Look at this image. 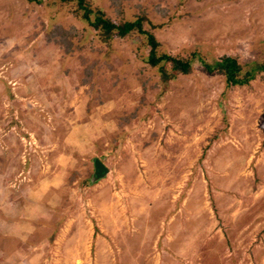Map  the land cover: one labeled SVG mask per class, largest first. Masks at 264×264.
Instances as JSON below:
<instances>
[{
	"label": "rangeland",
	"instance_id": "1",
	"mask_svg": "<svg viewBox=\"0 0 264 264\" xmlns=\"http://www.w3.org/2000/svg\"><path fill=\"white\" fill-rule=\"evenodd\" d=\"M87 1L192 69L164 81L143 33L0 0V264H264V71L226 86L202 64L264 60V0Z\"/></svg>",
	"mask_w": 264,
	"mask_h": 264
},
{
	"label": "trees",
	"instance_id": "2",
	"mask_svg": "<svg viewBox=\"0 0 264 264\" xmlns=\"http://www.w3.org/2000/svg\"><path fill=\"white\" fill-rule=\"evenodd\" d=\"M74 5L78 18L94 29L96 36L102 42H109L115 36L125 37L138 31L146 37L149 51L145 61L157 68L164 81L175 78L179 73H189L192 69L191 59L171 55L159 48L160 42L156 36L144 30L141 17L133 19H113L96 9L87 0H60ZM206 71L220 72L224 76L226 86L244 85L249 83L260 71H264V60L241 62L232 55H223L214 65L202 61Z\"/></svg>",
	"mask_w": 264,
	"mask_h": 264
},
{
	"label": "crops",
	"instance_id": "3",
	"mask_svg": "<svg viewBox=\"0 0 264 264\" xmlns=\"http://www.w3.org/2000/svg\"><path fill=\"white\" fill-rule=\"evenodd\" d=\"M68 221L69 222H71V225H72V229L70 230V231H74V233L72 234V235H70V237H71V239H75V238H78V235H80V233L78 232V231H76V230H78V221H76V220H73V219H68ZM68 221H64V223H63V225L61 226L60 225V227H58V231H57V233H56V238H60V237H63V236H65V235H67L68 234V232H66L65 233V231H63V227H65L66 226V223H69ZM66 222V223H65ZM75 224H77V229L76 230H73V225L75 226ZM97 225V228H99V230L100 231H103L104 229H102L101 227H100V225L97 223L96 224ZM90 232H87V234L84 236V237H82V238H88V240L90 239V235H91V237L93 236V232L91 231V234H89ZM105 233H107V230H104V232H103V235H105ZM77 234V235H76ZM77 236V237H76ZM65 237H67V236H65ZM75 237V238H74ZM86 244H88V243H86ZM89 244H90V242H89ZM68 250H64L65 252H59V254H61V255H64L65 254V256L67 255V254H70V255H75V256H78V255H80V254H82V252L84 251V252H86L85 254H88V255H91V254H94L95 253V249L94 248H92V247H88V249H87V247H85L83 250H81V251H79V249L78 248H74V249H71V250H69V248H67ZM86 249H87V251H86ZM61 261V260H60ZM78 261H82L81 259H78ZM79 263V262H78ZM57 264H59V263H57Z\"/></svg>",
	"mask_w": 264,
	"mask_h": 264
},
{
	"label": "water",
	"instance_id": "4",
	"mask_svg": "<svg viewBox=\"0 0 264 264\" xmlns=\"http://www.w3.org/2000/svg\"><path fill=\"white\" fill-rule=\"evenodd\" d=\"M93 173L90 178V182H95L104 178L106 174L109 172L108 167L103 163L99 158H94L93 160Z\"/></svg>",
	"mask_w": 264,
	"mask_h": 264
}]
</instances>
